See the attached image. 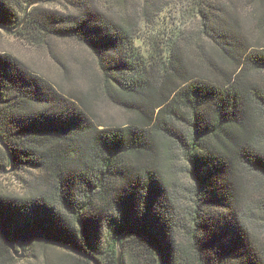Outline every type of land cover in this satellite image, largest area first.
Masks as SVG:
<instances>
[{
    "label": "trees",
    "instance_id": "trees-1",
    "mask_svg": "<svg viewBox=\"0 0 264 264\" xmlns=\"http://www.w3.org/2000/svg\"><path fill=\"white\" fill-rule=\"evenodd\" d=\"M35 1L0 0V25L15 30ZM183 1L178 12V0L32 7L13 37L89 50L86 92L0 52V141L13 159L0 225L37 264L92 262L35 232L96 264H118L119 235L121 264H264V0ZM101 104L126 123L100 122ZM10 165L0 145V173ZM14 261L0 231V264Z\"/></svg>",
    "mask_w": 264,
    "mask_h": 264
},
{
    "label": "rangeland",
    "instance_id": "rangeland-1",
    "mask_svg": "<svg viewBox=\"0 0 264 264\" xmlns=\"http://www.w3.org/2000/svg\"><path fill=\"white\" fill-rule=\"evenodd\" d=\"M178 1L179 3H177L178 5H176L175 9L176 12L179 11L181 7L180 5L184 4L183 0ZM51 2L42 5H48V9L64 12V9L61 6L58 4L51 5ZM136 2L137 0H128L129 7L135 5ZM240 10L242 16L245 15L246 8L240 7ZM182 11H184V8ZM175 14V20L181 19L179 18V13ZM173 16L174 13H165V18L168 19L170 23H173ZM13 36L14 34L0 29V52H10L28 69L55 82L65 92H70L71 89L86 92L88 88L91 87L93 79L97 76V69L91 52L85 47L79 45L73 40L59 39L56 37H48L44 43H41V45H33L26 37H24V35L20 37ZM249 36L251 38L257 37L253 28H249ZM259 43L264 44V39H261ZM136 44L141 48L142 52L149 50L150 46H146L142 37L141 40H136ZM57 59H59L69 70V78L65 77L62 68L57 64ZM96 111L99 121L107 125L119 126L124 125L127 121L128 115L125 112L107 104L98 105ZM9 174H11V172L0 173V179H2V176ZM18 176L16 175V177ZM16 177L4 178L3 184L19 190L20 185ZM181 180L182 182H185L183 178ZM261 237L262 240H264V232H262ZM27 248V244L22 245L23 252H21L16 245V248L14 249L17 255H22V258H16L11 252V255H13L15 259L12 264H37L36 261L30 258Z\"/></svg>",
    "mask_w": 264,
    "mask_h": 264
},
{
    "label": "water",
    "instance_id": "water-1",
    "mask_svg": "<svg viewBox=\"0 0 264 264\" xmlns=\"http://www.w3.org/2000/svg\"><path fill=\"white\" fill-rule=\"evenodd\" d=\"M52 0H43V1H35V2H32L29 6H28V8H27V10H26V12H25V15H24V17H23V20H22V22L20 23V25L15 29V30H11V29H7L6 27H4V26H2V25H0V29L1 30H3V31H6V32H9V33H11V34H15L21 27H22V25L24 24V22H25V20H26V17H27V15H28V12L30 11V9L32 8V7H34V6H37V5H40V4H45V3H50ZM0 145H1V147L5 150V152L7 153V155H8V158H9V160H10V170H8V171H5V173H9V172H11L12 171V167H13V159L11 158V155H10V152H9V150H8V148L0 141ZM0 231H1V233L3 234V236H4V238H5V240H6V242H7V244H8V246H9V249H10V251L13 253V255L16 257V258H22V255H17V253H16V251H15V249H14V247H13V245H12V243L9 241V239L7 238V236H6V234H5V232H4V230H3V228L1 227V225H0ZM34 235H40V236H42L43 238H45L47 241H49V242H51V243H53L55 246H57V247H59V248H61V249H64V250H68V251H70V252H72V253H74V254H76V255H78V256H80V257H82V258H85V259H88L89 261H91L92 262V264H96V262L92 259V258H90V257H88V256H86V255H83V254H81V253H79L78 251H76L75 249H73V248H71V247H69V246H67V245H64V244H61V243H59V242H57V241H55V240H53L52 238H50V237H48V236H46V235H44V234H42V233H40V232H35V233H31V234H29V235H27L28 237L29 236H34ZM142 235V237H144L155 249H156V251L159 253V249L156 247V246H154V244L150 241V239L149 238H147L145 235H143V234H141ZM120 237H121V235H119V237L117 238V240H116V249H117V263L118 264H121V251H120ZM21 240L22 239H20L19 241H18V243H17V248L21 251V252H23V249H22V245H21ZM160 264H163V262H162V260H160Z\"/></svg>",
    "mask_w": 264,
    "mask_h": 264
}]
</instances>
